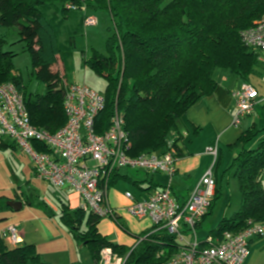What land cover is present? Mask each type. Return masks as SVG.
Wrapping results in <instances>:
<instances>
[{
	"label": "trees",
	"instance_id": "obj_1",
	"mask_svg": "<svg viewBox=\"0 0 264 264\" xmlns=\"http://www.w3.org/2000/svg\"><path fill=\"white\" fill-rule=\"evenodd\" d=\"M56 2L67 17L70 12L84 13L65 6L78 0H0V29L16 28L23 52L32 58L31 76L45 84V89L27 90L22 77L14 72L13 59L18 53L5 51L8 41L2 35L0 84H14L24 96L32 125L51 133L60 130L67 120L65 91L58 87V74L51 69L61 53L58 34L42 10ZM87 7L107 10L113 23L106 41L108 55L94 51L86 60L109 83L96 130L103 133L108 129L118 111L125 121L131 143L128 153L132 157L166 152L179 121L202 97L215 90L216 70L230 71L250 83L257 69L264 66L240 37L242 30L264 18V0H172L165 6L163 0H89ZM84 19L85 15L83 22ZM237 145L241 150L230 170L239 182L241 206L211 232L215 236L226 231L240 232L250 222L264 223V127L254 125L242 134ZM35 146L49 151L45 145ZM174 146L178 150L176 143ZM218 194L217 188L211 209ZM7 202L0 195V211L8 209ZM85 215L84 210L71 211L64 204L61 218L77 244L89 249L94 260H99L105 247L120 254L127 252L99 234L97 224L101 218L91 212L83 231ZM162 247L168 250L155 258ZM178 249L174 235L154 227L133 250L128 264H163ZM0 264L49 263L35 245L23 243L10 249L0 237Z\"/></svg>",
	"mask_w": 264,
	"mask_h": 264
},
{
	"label": "built area",
	"instance_id": "obj_2",
	"mask_svg": "<svg viewBox=\"0 0 264 264\" xmlns=\"http://www.w3.org/2000/svg\"><path fill=\"white\" fill-rule=\"evenodd\" d=\"M89 0L68 2L66 8L87 12ZM97 18L86 15L84 25L95 26ZM243 44L258 54L264 64V18L240 33ZM65 125L56 133L34 127L30 121L23 94L12 83L0 84V137L13 139L33 164L35 175L56 189L70 188L81 198V209L99 218H117L109 205L108 179L121 169L162 173L173 177L177 173V150L168 142L163 154H143L132 157L131 143L125 131V121L118 111L110 127L97 133L96 119L104 110V94L86 84H67L64 87ZM233 125L239 127L243 119L255 114L258 104H264L255 86L244 82L232 94ZM45 145L48 152L35 145ZM218 158V147L207 149ZM217 184L212 169L195 187L189 197L180 201L171 188L157 189L144 201H131L127 208L135 218H150L154 227L165 229L176 237L179 250L163 264H244L250 254L251 241L264 236V223H253L240 232L226 231L220 236L210 234L204 242L198 239V228L210 212ZM0 237L11 247L23 244V236L16 224L0 230ZM142 239H139L141 242ZM133 251V250H132ZM132 253V252H131ZM124 256L111 247L100 253L99 264H127Z\"/></svg>",
	"mask_w": 264,
	"mask_h": 264
},
{
	"label": "crops",
	"instance_id": "obj_3",
	"mask_svg": "<svg viewBox=\"0 0 264 264\" xmlns=\"http://www.w3.org/2000/svg\"><path fill=\"white\" fill-rule=\"evenodd\" d=\"M84 15L86 16L87 12H84L83 16ZM58 63L59 57L57 63L51 68L53 72H55V66ZM253 76L259 77V81H264V66L258 68ZM214 78L217 81L215 90L210 95L202 97L184 115L178 123L177 131L173 132L169 138V140L176 143L178 147L177 173L173 177L162 173H147L142 170H138L139 174L136 175L133 172H129L128 169H121L116 172L113 179H108L107 199L109 205L117 213V218H101L97 224V230L99 234L110 243L127 251L125 254L119 253L120 255L124 256L133 252L132 250L140 243L139 239L144 238L146 234L151 232L154 228L150 218L139 219L128 214L127 208L131 204V201L126 197V193L128 192L132 193L135 200L144 201L148 199L153 191L169 187L175 197L180 201H184L194 191L205 174L212 169L219 194L214 202L213 208L198 228L197 235L201 243L204 242L211 232L217 229L223 219L231 218L239 211L241 203L240 206H238V210H236L237 207L234 208L233 214H230L232 209L229 210V208H226L223 214H221V212L215 216L217 201L223 195L222 185L219 183V171L224 165L230 164L231 167L235 157L241 150V146H238L237 142L242 134L254 125H256L257 128H262L264 126L260 127V114H254L243 119L239 127H235L233 125L234 101L232 94L244 83V81L230 71L221 69L215 71ZM251 81L250 79V83L255 86ZM73 84L85 83L75 82ZM256 89L260 98L264 99V92L257 87ZM259 105L262 106L264 104ZM211 147H218L219 153L216 161L213 155L207 153V149ZM35 178L40 179L35 175L30 157L17 147L12 138L8 136H4L3 138L0 137V195L5 196L8 202H21L22 207L20 210L24 209L27 205L32 206L34 201L32 198L25 197L23 185L25 183L27 185L31 184ZM54 189L57 190L55 194L56 199L61 203L58 211L60 216L62 215L64 204L67 205L71 211L81 209V198L72 189ZM9 209L13 210L8 207V210ZM4 210L0 211V213ZM85 212V219L81 224L83 231L87 229L86 220L90 214L89 211ZM8 219V216L0 215V230L12 224L18 225L23 236V243L27 244H31L28 243L27 240L30 241L34 235H38L44 228L46 233L59 231V227L56 225L55 221H49L44 217L37 218L34 223L31 224L26 223V227H24L25 223L21 220L14 219L16 221L9 222ZM200 233H205L206 236L200 239ZM5 244L10 249L14 248L7 242H5ZM76 245L78 249L80 248L79 250L87 249L86 247H80L77 242ZM167 250V248L162 247L155 258L161 257ZM38 252L43 257V253H41L40 250H38ZM50 253H52V251ZM60 255L65 259L62 253H56L55 256H50L52 258L47 256V260L43 259L49 264H58L56 259ZM69 257L71 259L72 254H70ZM69 262L72 264H99V260H94L92 255L89 257L84 256L79 262L78 260L75 263ZM244 264H264V236L256 237L251 241L250 254Z\"/></svg>",
	"mask_w": 264,
	"mask_h": 264
},
{
	"label": "rangeland",
	"instance_id": "obj_4",
	"mask_svg": "<svg viewBox=\"0 0 264 264\" xmlns=\"http://www.w3.org/2000/svg\"><path fill=\"white\" fill-rule=\"evenodd\" d=\"M171 1L163 0V6ZM42 10L58 34L61 53L59 55V63L55 66L54 70L58 74V87L64 89L67 84L72 82L85 83L100 93L107 94L109 89L107 79L99 76L92 70L86 64V60L90 58L94 51L105 56L108 55L106 41L111 34L110 29L113 27L109 12L101 9L97 11L88 9L87 15L96 17L97 24L87 27L83 24V14L81 12H70L68 14L69 17H67L62 13L61 4L58 2L43 6ZM0 35L4 36L8 41L5 51L18 53L13 59L14 72L22 77L27 90L29 92H42L45 89V84L33 79L31 76L32 58L30 53L23 52L22 44L18 42L20 37L16 28H1ZM251 80L257 88L264 92V81H259V77L256 76H252ZM255 114H260V127L264 126V105L261 106L258 104ZM252 147H254V143ZM128 171L136 175L139 174L138 170L128 169ZM219 177L223 195L217 201L215 216L221 212L223 214L226 208H229V210L232 209L230 214H233L234 208L237 207L236 210H238V206H240L241 194L239 182L234 178V171L230 170V164L224 165L220 169ZM23 192H25V197L32 198L34 201L33 205H27L20 211L7 209L1 212L0 215L8 216L9 222L21 220L25 223L24 227L27 224L34 223L39 217H44L49 221H55L59 227V231L46 233L44 228L38 235H34L30 241L27 240L28 243L37 246L36 248L43 253L45 260H47V256L50 257L52 255L55 256L56 253H62L65 259L61 255L58 256L56 259L58 264H72L69 261L75 263L78 260L79 262L84 256L89 257L91 255L89 249H78L69 228L61 220V216L58 214L61 203L55 196L57 190L48 182L35 178L31 184L27 185L25 183L23 185ZM199 236L202 239L206 234L200 233ZM51 251L52 253H50ZM70 254H72L71 259L69 257Z\"/></svg>",
	"mask_w": 264,
	"mask_h": 264
},
{
	"label": "water",
	"instance_id": "obj_5",
	"mask_svg": "<svg viewBox=\"0 0 264 264\" xmlns=\"http://www.w3.org/2000/svg\"><path fill=\"white\" fill-rule=\"evenodd\" d=\"M8 207L12 208L13 210H20L22 207V203L18 201H9L7 203Z\"/></svg>",
	"mask_w": 264,
	"mask_h": 264
}]
</instances>
